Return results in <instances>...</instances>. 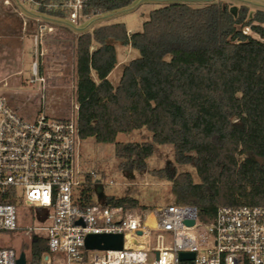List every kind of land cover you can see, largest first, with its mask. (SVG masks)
<instances>
[{"label":"trees","instance_id":"1","mask_svg":"<svg viewBox=\"0 0 264 264\" xmlns=\"http://www.w3.org/2000/svg\"><path fill=\"white\" fill-rule=\"evenodd\" d=\"M136 1L144 0H87L85 13L107 14ZM156 1L166 3L150 12L140 31L117 22L79 29L73 37L81 139L116 143L120 168L133 171L146 168L154 144H173L176 164H194L200 178L174 171L176 202L197 207L202 221L221 206H264V9L251 13L241 5L233 12L222 0ZM2 17L0 34L22 27L11 8ZM116 43L137 48L140 56L124 65L114 85ZM142 128L151 141H117L119 133ZM95 176L87 172L80 187L85 204H94L100 192ZM105 199L133 210L142 206L130 195ZM47 249L46 237L35 234L33 264Z\"/></svg>","mask_w":264,"mask_h":264},{"label":"built area","instance_id":"2","mask_svg":"<svg viewBox=\"0 0 264 264\" xmlns=\"http://www.w3.org/2000/svg\"><path fill=\"white\" fill-rule=\"evenodd\" d=\"M86 1L2 0L18 13L24 32L31 31L30 86L48 87L42 74L47 42L60 38L61 26L75 28L91 16ZM75 109L68 118L39 110L28 119L0 92V237L12 231L21 237L17 249L0 240V264H17L22 254L25 264H33L35 234L48 245L39 264H264V206H221L212 220L202 221L193 205L133 210L108 205L105 196L85 204L77 103ZM24 208H33V216ZM193 218L194 225L185 223ZM20 219L34 222L22 226ZM100 233H122L123 248L86 249V237ZM180 252L195 258L180 260Z\"/></svg>","mask_w":264,"mask_h":264},{"label":"rangeland","instance_id":"3","mask_svg":"<svg viewBox=\"0 0 264 264\" xmlns=\"http://www.w3.org/2000/svg\"><path fill=\"white\" fill-rule=\"evenodd\" d=\"M195 5H202L204 0H192ZM231 7L246 5L249 12L264 9V0H222ZM166 1H136L128 8L115 12L91 15L75 28L61 26L64 32L56 41L47 42V56L43 62V76L47 79L46 90L30 86L31 66L33 61V39L23 27L16 32L0 34V92L4 93L10 105L22 116L32 119L39 110L51 117L68 118L76 114V46L73 37L77 29L94 28L106 23H125L129 32L140 31L153 9L163 6ZM10 11L0 0V17ZM30 16V15H28ZM3 18V17H2ZM13 19V20H12ZM14 24V17L8 21ZM66 33V34H65ZM118 65L109 78L117 85L123 73L124 65L140 56V51L131 46L116 43ZM124 60V61H123ZM44 96V104L43 97ZM152 140V133L146 129H137L131 133L121 132L117 141ZM116 143H99L90 137L81 140L79 153L83 169L96 173L103 196L130 195L142 205L137 210L177 203L175 184L170 176L176 172L189 171L195 182H200L194 164L178 165L174 158L173 144H154V153L147 159V166L142 170L121 169L120 160L115 153ZM96 199L99 201L98 194ZM33 208H24L23 213L33 216ZM34 220H21L20 225L27 226ZM202 233L204 226H202ZM2 242H9L14 248L21 246V237L17 232H5Z\"/></svg>","mask_w":264,"mask_h":264},{"label":"water","instance_id":"4","mask_svg":"<svg viewBox=\"0 0 264 264\" xmlns=\"http://www.w3.org/2000/svg\"><path fill=\"white\" fill-rule=\"evenodd\" d=\"M211 1V0H208ZM233 12H236V7H231ZM98 198L103 199V193H98ZM187 225H194L195 219L185 220ZM141 234V231L138 232ZM124 236L122 233H100V234H89L85 239L86 249H99V250H120L123 248ZM194 252H180L179 259H194ZM17 264H25V257L22 254V257L17 260Z\"/></svg>","mask_w":264,"mask_h":264},{"label":"bare ground","instance_id":"5","mask_svg":"<svg viewBox=\"0 0 264 264\" xmlns=\"http://www.w3.org/2000/svg\"><path fill=\"white\" fill-rule=\"evenodd\" d=\"M152 221H153V218H152V216H150V217H149V223H150V222L152 223Z\"/></svg>","mask_w":264,"mask_h":264},{"label":"crops","instance_id":"6","mask_svg":"<svg viewBox=\"0 0 264 264\" xmlns=\"http://www.w3.org/2000/svg\"><path fill=\"white\" fill-rule=\"evenodd\" d=\"M62 33H64V32H62ZM66 34V33H65ZM124 61V60H123ZM119 63V62H118ZM118 63H117V65H118ZM117 65H116V67H117ZM112 73V72H111ZM110 76V75H109Z\"/></svg>","mask_w":264,"mask_h":264}]
</instances>
